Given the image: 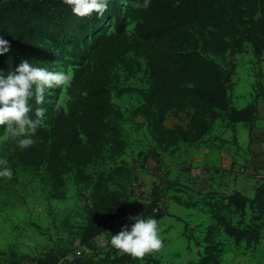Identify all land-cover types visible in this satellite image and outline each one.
<instances>
[{"label":"trees","instance_id":"obj_1","mask_svg":"<svg viewBox=\"0 0 264 264\" xmlns=\"http://www.w3.org/2000/svg\"><path fill=\"white\" fill-rule=\"evenodd\" d=\"M137 4L143 0H110L103 17L81 18L63 0H0V35L11 42V51L0 56L5 74L22 59L47 68L48 40L77 50L64 106L33 101L34 109H47V119L32 146L21 149L15 146L16 139L11 140L14 146L7 159L22 170L43 168L53 200L66 197L68 177L89 191L90 207L77 232L81 244L92 251L88 264H162L151 253L135 258L111 243L103 252L94 244L97 237L127 224L125 201L132 166L122 159L127 143L120 127L122 114L112 101V87L118 85L120 72L126 77L138 72L145 75L144 88L133 90L139 103L132 116L142 118L159 152L172 153L180 144L194 147L202 143L217 121L230 126L242 123L249 130L255 121V101L240 109L232 107L226 76L215 58L223 59L231 44L240 45L244 37L253 55L262 56L264 0H151L146 9ZM105 24L112 29L100 30ZM180 113L187 116L185 126H165L168 115ZM103 159L111 166L93 169ZM260 180L252 198L238 192L210 195L215 198L207 202L211 223L204 234L203 253L188 264H218L221 234L236 246L264 242V176ZM233 197L245 207L226 203ZM163 202L162 189L154 186L149 202L138 211L158 221L165 215ZM181 204L186 208L196 205ZM236 212L251 215L245 224H233L229 214ZM66 254L49 248L30 260L59 264Z\"/></svg>","mask_w":264,"mask_h":264},{"label":"rangeland","instance_id":"obj_2","mask_svg":"<svg viewBox=\"0 0 264 264\" xmlns=\"http://www.w3.org/2000/svg\"><path fill=\"white\" fill-rule=\"evenodd\" d=\"M125 5L126 3L123 4V9ZM106 28L111 30L112 26L105 24L100 30ZM131 28L132 26H129L128 30L130 31ZM48 42L50 54L45 60L47 68L51 71H71L77 63L74 56L77 52L76 48L69 44L62 45L50 40ZM215 59L226 76L232 105L239 107L245 104L249 96L256 102L264 94V53L256 58L245 37L240 45L231 44L223 59ZM144 86L143 72L131 77H126L120 72L118 85L112 87V101L122 114L120 127L127 143L123 160L135 156L139 162L147 153L156 149L152 145L153 142L151 143L147 138V130L142 118L132 116V111L139 103V97L133 90ZM127 88L129 91H124ZM45 94L48 106H64L67 99L65 87L50 89ZM187 122L186 114L180 113L168 115L164 124L170 128L175 125L185 126ZM225 126L224 120L217 121L219 129ZM13 139L6 129L0 126V157L7 161L14 146L11 143ZM200 144L194 147H199ZM140 146H144L142 149L144 151L138 150ZM140 152L146 154L138 158ZM8 166L13 171L12 177L0 178V264H19L56 246H62L66 252L72 254L73 239L77 237L78 229L83 225L85 211L90 204L89 191L74 185L68 177L66 197L63 200H53L49 196V185L43 168L22 170L9 161ZM110 166L111 162L103 159L93 169L107 170ZM196 170L194 169L193 172ZM201 172L202 170L200 174ZM243 173L238 168L237 174L240 176ZM199 175L192 179H198ZM162 191L165 202L166 190L162 189ZM213 194L215 192L197 197L196 206L181 217L168 214L163 202L162 209L165 215L158 220V226L164 246L159 251L151 253L162 264H188L202 255L204 234L211 223L207 202H213L215 198V196L211 197ZM209 198L211 201H208ZM127 201L129 206H135L130 194L125 203ZM250 215V212H247L243 217L240 212H236L229 214V218L233 224H245ZM217 240L221 243V250L217 256L218 264H264L262 240L249 247L244 244L234 245L224 234H221ZM97 243L100 241L98 240Z\"/></svg>","mask_w":264,"mask_h":264},{"label":"crops","instance_id":"obj_3","mask_svg":"<svg viewBox=\"0 0 264 264\" xmlns=\"http://www.w3.org/2000/svg\"><path fill=\"white\" fill-rule=\"evenodd\" d=\"M251 102L249 96L248 102L245 104H241L239 107L231 105L235 109H240ZM255 103V121L251 130L242 123H236L233 126L226 123L225 127L219 129L216 123L213 131L199 147L180 144L172 153L160 152L161 167L165 171L164 177H158V174L146 176L144 183L149 188L156 180L161 184L162 189L166 190L167 199H165L164 205L168 214L173 217H181L188 210L194 208H186L181 204L182 202L196 204L197 197H203L212 192L227 195L238 192L247 198L253 197L255 188L261 183V176H264V94ZM147 138L152 143L150 137ZM139 145L142 144L139 143ZM152 145L154 144L152 143ZM142 149L144 146H140L138 150L144 151ZM143 153L140 152L137 157L146 154V152ZM124 161L132 166L138 159L133 156ZM238 168L244 172L240 176L237 174ZM194 169L202 170L199 178L195 180L191 177V172ZM175 200H179L181 203H177ZM226 203H230L234 207H245L244 203L236 197L227 200ZM128 204L127 201L125 203V223L130 224L132 221L128 217L140 214V212L136 205L129 206ZM89 207L90 204L86 209ZM121 227H115L97 237L94 241L95 246L100 248L101 252L106 250L111 236L119 232ZM98 240L100 243H97ZM54 249L66 250L62 246H56ZM74 258L76 257L67 252L60 262L73 263Z\"/></svg>","mask_w":264,"mask_h":264},{"label":"clouds","instance_id":"obj_4","mask_svg":"<svg viewBox=\"0 0 264 264\" xmlns=\"http://www.w3.org/2000/svg\"><path fill=\"white\" fill-rule=\"evenodd\" d=\"M76 17L97 18L108 11L110 0H63ZM151 0H143L137 7L147 8ZM11 51V42L0 35V56ZM73 80L71 71H51L39 67L28 59H22L12 70L5 74L0 69V126L9 136L18 142L21 149L32 146L36 141L37 130L47 119L45 107L33 108L35 104H43L45 93L53 88L70 87ZM13 171L8 161L0 157V178H11ZM132 223L125 224L120 231L111 236L112 247L121 253L135 258H142L148 253L159 251L163 246L158 221L154 217L141 214L128 217Z\"/></svg>","mask_w":264,"mask_h":264},{"label":"built area","instance_id":"obj_5","mask_svg":"<svg viewBox=\"0 0 264 264\" xmlns=\"http://www.w3.org/2000/svg\"><path fill=\"white\" fill-rule=\"evenodd\" d=\"M162 161L160 152L158 150H152L147 153L145 158L132 166V178L130 182V197L135 203L137 208L140 205L149 202L152 189L154 186H158L162 189L161 184L158 181H154L149 188L146 187L144 179L146 176L158 174V177H164L165 171L161 167ZM200 174V170L191 172V177L196 178ZM164 201V200H163ZM155 211V210H154ZM74 257H82L88 260L92 256V251L86 246L81 244L79 237L73 239V253ZM19 264H34L31 260H23ZM64 264V263H59Z\"/></svg>","mask_w":264,"mask_h":264},{"label":"water","instance_id":"obj_6","mask_svg":"<svg viewBox=\"0 0 264 264\" xmlns=\"http://www.w3.org/2000/svg\"><path fill=\"white\" fill-rule=\"evenodd\" d=\"M74 264H88V260L82 257H76L73 260Z\"/></svg>","mask_w":264,"mask_h":264}]
</instances>
